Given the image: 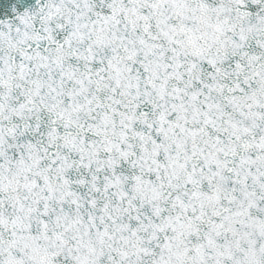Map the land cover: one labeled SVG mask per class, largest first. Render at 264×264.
Returning <instances> with one entry per match:
<instances>
[{
  "label": "snow or ice",
  "instance_id": "1",
  "mask_svg": "<svg viewBox=\"0 0 264 264\" xmlns=\"http://www.w3.org/2000/svg\"><path fill=\"white\" fill-rule=\"evenodd\" d=\"M0 264H264V0H0Z\"/></svg>",
  "mask_w": 264,
  "mask_h": 264
}]
</instances>
